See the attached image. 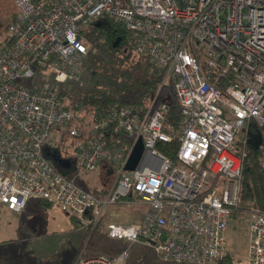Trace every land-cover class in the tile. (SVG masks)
I'll return each instance as SVG.
<instances>
[{"label":"built area","instance_id":"2783aa9c","mask_svg":"<svg viewBox=\"0 0 264 264\" xmlns=\"http://www.w3.org/2000/svg\"><path fill=\"white\" fill-rule=\"evenodd\" d=\"M14 4L11 45L0 51V207L20 213L33 199L41 200L92 231L108 206L136 198L148 205L147 212L128 224L108 223L110 239L140 242L165 262L222 261L240 201L248 132L262 136L264 168V0ZM103 15L136 33L137 52L164 69L165 77L148 108L123 106L78 127V116L61 103L49 80L80 78L87 53L80 32ZM169 81L182 116L170 132L168 105L159 100ZM66 132L79 142L74 156L64 158L59 145ZM140 137L144 152L128 171ZM175 143L174 158L158 148ZM58 154L68 167L53 162ZM76 168H102L111 187L101 185L94 194L69 175ZM129 254L127 247L75 264H124ZM247 264H264L261 212L252 211Z\"/></svg>","mask_w":264,"mask_h":264},{"label":"trees","instance_id":"16d2710c","mask_svg":"<svg viewBox=\"0 0 264 264\" xmlns=\"http://www.w3.org/2000/svg\"><path fill=\"white\" fill-rule=\"evenodd\" d=\"M32 1L41 3L43 0ZM17 17L16 10L13 21ZM79 38L87 48V53L82 60L80 78L69 79L59 84L55 83L52 78L49 80V86L55 90L61 103L78 116V127H83V121L91 120L93 117L102 118L110 110L123 106L134 105L142 109L148 108L160 90L165 70L153 63L147 55L137 52V34L129 31L111 17L103 15L94 20L87 28L82 29ZM2 43L0 51L11 45L10 36ZM85 76L89 78L87 86L84 83ZM172 83L169 81L160 92L165 88H172ZM80 85L84 86V91L78 92V95L75 96L74 92L79 90ZM172 96L169 100L165 94V97L160 100L167 103L169 108L165 116V130L169 132L178 128L182 119L180 106ZM158 148L166 155L175 157L176 143L159 144ZM260 151L261 149L255 148L251 144L247 146L240 201L232 216L242 209L264 213V168L261 165ZM100 172L101 175L106 176L102 168ZM78 182L87 187L84 182L80 180ZM100 188L101 185L87 187L94 194H99ZM40 203L44 207L51 206L41 200ZM71 217L77 222L75 217ZM101 224L97 229L101 228ZM146 248L151 251L156 260L149 261L146 254L142 253L141 259L136 260L137 264H179L162 261L153 249ZM107 256L112 257L111 255ZM130 256L131 252L124 264H129ZM217 264H231L228 251L223 260Z\"/></svg>","mask_w":264,"mask_h":264},{"label":"rangeland","instance_id":"374dc122","mask_svg":"<svg viewBox=\"0 0 264 264\" xmlns=\"http://www.w3.org/2000/svg\"><path fill=\"white\" fill-rule=\"evenodd\" d=\"M15 13L14 0H0V46L10 36L8 27ZM88 79L87 76L84 77L86 86ZM31 82L35 83V80ZM83 87H78L79 90L74 92L75 96L84 91ZM160 93L159 100L164 98L165 94L167 99L171 100L172 88H165ZM83 131L86 134L88 128L85 126ZM77 142L79 139L73 142V138L68 136L67 132L64 133L59 145L64 158L74 156ZM69 175L91 188L105 185V188L109 189L112 184V179L106 180L100 170L85 172L76 168L70 171ZM147 210L148 205L136 198L125 200L118 205H110L104 212L101 228L91 231L81 227L56 204L49 207L39 204L36 209L25 210L19 214L0 207V264H75L79 258L100 254L115 256L127 247L131 252L129 264H137L136 260L141 259L142 253L146 254L147 260L155 261L151 251L142 243L131 244L124 240L110 239L106 234L108 223H131L140 220ZM251 217L250 209H242L231 218L226 234L231 264H247Z\"/></svg>","mask_w":264,"mask_h":264},{"label":"water","instance_id":"95a60500","mask_svg":"<svg viewBox=\"0 0 264 264\" xmlns=\"http://www.w3.org/2000/svg\"><path fill=\"white\" fill-rule=\"evenodd\" d=\"M248 137H249V143L255 147V148H259V146L261 145L262 142V136L260 133L257 134H253L251 132H248ZM144 152V145H143V140L140 137L138 139V141L136 142V144L134 145L129 159L127 161L126 164V170L128 171H132L136 168L139 160L142 157V154ZM53 162L59 167L60 165L69 166V161L65 160V159H61L60 155L58 154L56 157L53 158Z\"/></svg>","mask_w":264,"mask_h":264},{"label":"crops","instance_id":"0c3cea01","mask_svg":"<svg viewBox=\"0 0 264 264\" xmlns=\"http://www.w3.org/2000/svg\"><path fill=\"white\" fill-rule=\"evenodd\" d=\"M100 186V185H99ZM95 187H97V186H95ZM42 205L41 203H40V201H38V200H36V199H33L32 201H30V203L28 204V206H27V208L25 209V210H34V209H36V207L38 206V205ZM24 210V211H25ZM24 211H22V212H24ZM19 214V213H18Z\"/></svg>","mask_w":264,"mask_h":264}]
</instances>
